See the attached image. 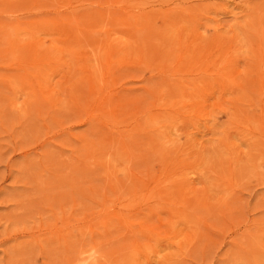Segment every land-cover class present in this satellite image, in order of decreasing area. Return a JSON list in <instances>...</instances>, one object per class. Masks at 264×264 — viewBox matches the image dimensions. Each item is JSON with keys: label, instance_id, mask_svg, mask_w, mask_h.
<instances>
[{"label": "rangeland", "instance_id": "374dc122", "mask_svg": "<svg viewBox=\"0 0 264 264\" xmlns=\"http://www.w3.org/2000/svg\"><path fill=\"white\" fill-rule=\"evenodd\" d=\"M86 256L264 264V0H0V264Z\"/></svg>", "mask_w": 264, "mask_h": 264}, {"label": "bare ground", "instance_id": "6f19581e", "mask_svg": "<svg viewBox=\"0 0 264 264\" xmlns=\"http://www.w3.org/2000/svg\"><path fill=\"white\" fill-rule=\"evenodd\" d=\"M146 63V62H145ZM90 256V255H89ZM89 256L83 257L80 259V262L78 264H86L88 259L90 258Z\"/></svg>", "mask_w": 264, "mask_h": 264}]
</instances>
